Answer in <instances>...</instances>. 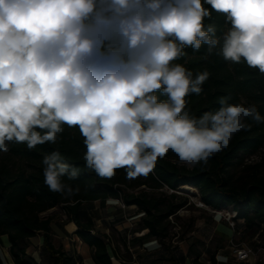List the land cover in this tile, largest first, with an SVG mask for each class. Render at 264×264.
Returning a JSON list of instances; mask_svg holds the SVG:
<instances>
[{
  "label": "clouds",
  "instance_id": "9594fccd",
  "mask_svg": "<svg viewBox=\"0 0 264 264\" xmlns=\"http://www.w3.org/2000/svg\"><path fill=\"white\" fill-rule=\"evenodd\" d=\"M205 4L232 25L225 60L243 58L264 74V0H0V151L9 150L6 141L29 149L55 143L67 124L79 127L87 167L101 177L118 168L130 180L146 176L169 151L190 165L207 163L247 127L245 118L264 117L230 97L199 118L185 110V97L199 94L209 73L193 79L172 61L184 46H217ZM62 161L58 151L43 157L50 191L79 174Z\"/></svg>",
  "mask_w": 264,
  "mask_h": 264
},
{
  "label": "trees",
  "instance_id": "16d2710c",
  "mask_svg": "<svg viewBox=\"0 0 264 264\" xmlns=\"http://www.w3.org/2000/svg\"><path fill=\"white\" fill-rule=\"evenodd\" d=\"M210 17H205V29L209 25L215 28L218 44L209 52V46L202 42L199 50L184 46L182 55L172 61V65L180 64L193 74L207 71L208 79L201 85L199 94L190 93L185 97V110L190 116L199 118L205 112H215L220 107L221 97H230L228 103H243L245 106L255 105L259 114L264 117V74L251 68L243 58L239 63L225 60L221 53L225 34L231 29L230 21L224 14L211 9ZM159 101H167L168 97L162 91L155 93ZM246 128L233 134L227 148L212 154L207 163L203 161L192 165H179L174 161L175 153L169 151L160 157L148 177L155 186H167L172 190V199L178 197L175 191L180 186L190 185L198 188L201 201L213 210L225 209L229 206L236 211L233 220L237 226H242L245 234L252 238L261 235L264 226V174L256 176L251 182L236 185L229 175V168L240 154L253 153L264 146V122H256L251 117L245 118ZM62 131L57 134L55 143L45 142L29 149L26 143L6 141L9 150L0 151V246L4 237L9 242V253L15 264H42L32 255L30 248L32 238L40 234L43 238L42 247L49 264H83L75 251H68L64 245L56 246L53 234L56 223L53 217H42V213L61 204L66 219L59 225L69 235L65 226L74 222L77 235L91 250L92 259L96 264H113L112 256L118 255L112 247L110 235L96 232V220L99 218L92 202L100 201L105 206L111 198L122 197L126 206L136 205L139 216L136 217L139 227L133 232L147 230V233L133 237L132 245L145 244L158 240L164 244L168 236V217L175 215L183 207L184 202H164L154 194L141 190L130 192L120 184H127L126 168H118L111 177H101L93 169L87 167L85 154V137L78 126L61 125ZM43 134L46 130L36 129ZM58 151L64 163L79 169L76 178L67 175L61 177L66 188L61 192L50 191L45 184L43 157ZM139 181L135 186L145 184ZM68 189H71L69 192ZM125 209L118 207L117 213L123 214ZM114 220H120L116 213L111 214ZM243 220L242 224L237 223ZM114 223V229H118ZM126 245L127 242L125 241ZM202 239L193 235L188 239L187 252H174L166 258L170 264H181L190 257L193 262H199L202 250L199 246ZM218 248L209 253L210 264H222L217 259ZM0 264L4 259L0 250ZM145 264H159L158 259H152ZM241 264H250L249 261ZM257 264H264L258 261Z\"/></svg>",
  "mask_w": 264,
  "mask_h": 264
},
{
  "label": "rangeland",
  "instance_id": "374dc122",
  "mask_svg": "<svg viewBox=\"0 0 264 264\" xmlns=\"http://www.w3.org/2000/svg\"><path fill=\"white\" fill-rule=\"evenodd\" d=\"M174 161L179 165H192L180 161L175 155ZM264 174V146L253 153L240 154L229 168L231 180L236 185H244L251 182L256 176ZM139 181H145V184L135 186ZM130 192H139L145 190L159 197L166 203L183 201L184 205L175 215L168 217V236L164 239L165 243L160 244L158 240H151L145 244L132 245L131 241L134 236L147 233V230L133 232L132 230L139 227L136 220L139 216V210L136 205L126 206L122 197H111L102 206L100 201H93L92 205L97 211L99 218L96 220V232L110 235L112 247H115L118 255L112 256L113 264H145L152 259H158L159 264H170L168 260L162 259L168 257L171 252L181 254L187 252V242L193 235H198L202 239L199 248L202 255L199 262H193L190 257L186 262L181 264H210L209 253L218 248L216 252L217 259L222 264H241L249 261L250 264H257L258 261H264V226L261 235L251 237L245 234L242 226H237L232 218L233 207L229 206L215 212L209 206L201 201L200 192L196 187L189 185L180 186L175 193L178 197L172 199L170 190L167 186L157 187L148 179L147 176L141 175L135 179H129L127 184H120ZM118 207L125 209L123 214L117 213ZM116 213L117 217H124L120 220H114L111 215ZM42 217H53L56 223V231L53 234V242L58 247L61 244L70 251H75L82 259L83 264H96L92 259L91 248L85 244L77 235L73 233L67 235L59 223L66 219L63 213L62 205L43 212ZM231 217V218H230ZM234 222V224H233ZM114 223H118V229H114ZM237 223L242 224L243 220ZM69 229H74L72 222L68 224ZM37 242L33 244L31 255L42 264H49V260L44 254L42 247L41 235H36ZM4 243L0 246L4 264H15L9 253V242L4 237ZM127 242V245L125 243ZM252 247L253 253L244 261H239L236 257V247Z\"/></svg>",
  "mask_w": 264,
  "mask_h": 264
},
{
  "label": "built area",
  "instance_id": "2783aa9c",
  "mask_svg": "<svg viewBox=\"0 0 264 264\" xmlns=\"http://www.w3.org/2000/svg\"><path fill=\"white\" fill-rule=\"evenodd\" d=\"M214 211L217 212L218 210H214ZM235 216H236V211L233 210L232 218ZM252 253H253L252 247H247V246L236 247V257L239 261L246 260Z\"/></svg>",
  "mask_w": 264,
  "mask_h": 264
},
{
  "label": "crops",
  "instance_id": "0c3cea01",
  "mask_svg": "<svg viewBox=\"0 0 264 264\" xmlns=\"http://www.w3.org/2000/svg\"><path fill=\"white\" fill-rule=\"evenodd\" d=\"M72 222H70V223H68V224H71ZM74 223V222H73ZM67 224V225H68ZM67 225L65 226V228H66V230L69 232V233H73L74 234V231L77 229V226H75L74 227V229H69L68 227H67ZM76 225V224H75ZM75 235V234H74ZM36 239H38V238H36V236L34 237V238H32V246H31V248H30V251L32 250V248H34L33 247V244H35L36 242H37V240ZM40 241H43V238H42V236H41V240Z\"/></svg>",
  "mask_w": 264,
  "mask_h": 264
},
{
  "label": "water",
  "instance_id": "95a60500",
  "mask_svg": "<svg viewBox=\"0 0 264 264\" xmlns=\"http://www.w3.org/2000/svg\"><path fill=\"white\" fill-rule=\"evenodd\" d=\"M190 186V185H189ZM190 187H193V186H190Z\"/></svg>",
  "mask_w": 264,
  "mask_h": 264
}]
</instances>
